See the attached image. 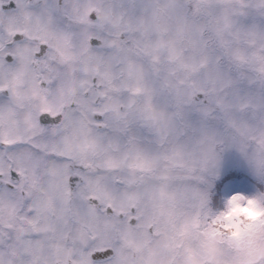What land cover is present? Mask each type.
<instances>
[{
  "label": "snow or ice",
  "instance_id": "6c2138e0",
  "mask_svg": "<svg viewBox=\"0 0 264 264\" xmlns=\"http://www.w3.org/2000/svg\"><path fill=\"white\" fill-rule=\"evenodd\" d=\"M0 264H264V0H0Z\"/></svg>",
  "mask_w": 264,
  "mask_h": 264
},
{
  "label": "rangeland",
  "instance_id": "374dc122",
  "mask_svg": "<svg viewBox=\"0 0 264 264\" xmlns=\"http://www.w3.org/2000/svg\"><path fill=\"white\" fill-rule=\"evenodd\" d=\"M223 168L224 171L226 172V174H231L234 171L238 172V173H234L235 177L237 175H242L244 178H242L241 180H238L237 182H231L228 183L229 181H227V179H231V178H226V180L224 182L227 181V183L220 184L221 182L218 183V187H217V195H218V188L221 186L222 188L220 189L221 192H219V197L220 196H228L231 195L233 192L235 191H244L247 193H251L254 189H253V181L251 180V178L248 176V174L246 173V171L244 170V168L241 165V162L239 160V157L234 154V153H229L225 155L224 161H223ZM227 185V187H226ZM222 193V194H221ZM219 197L216 196V198H214V204L218 205L220 208L223 207L222 203H220L219 201Z\"/></svg>",
  "mask_w": 264,
  "mask_h": 264
}]
</instances>
